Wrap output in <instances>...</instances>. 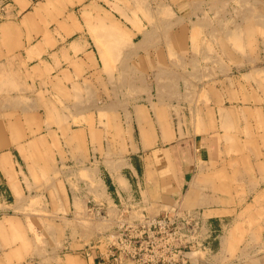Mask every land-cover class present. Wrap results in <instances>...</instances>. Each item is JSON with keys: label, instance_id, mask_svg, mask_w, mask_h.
Instances as JSON below:
<instances>
[{"label": "rangeland", "instance_id": "obj_1", "mask_svg": "<svg viewBox=\"0 0 264 264\" xmlns=\"http://www.w3.org/2000/svg\"><path fill=\"white\" fill-rule=\"evenodd\" d=\"M89 1L101 9L94 12L95 19L86 21L85 26L96 59L101 63L103 71L95 73L100 79L102 75V83L98 84L99 79L94 76L92 85L87 82L73 88L69 95L73 105L65 106L60 98V110L51 107L53 115L45 121L52 148L59 151V145L68 147L74 142L71 157L77 167L72 168L70 177H75L79 183L74 189L68 188L55 181L59 171L50 170L49 175L36 172L40 186L36 188L37 193L27 196L33 189L25 179L29 192L27 202L20 203L17 209L23 220L4 222L13 243H21L25 248L13 264H85L81 256L90 248L104 251V245L95 240L105 236L102 232L119 222H128L132 212L143 211L141 207L122 203L99 205L102 195L99 178L89 168L95 161L92 168L105 174L104 162L129 157L127 144L131 138L129 141L127 138L132 136L133 130L124 123V117L131 115L137 120L145 115L146 125L156 133L164 127L174 133L179 131L180 135L182 126L190 125L185 123L186 117V121H192L191 125H199L198 133L213 131L219 137L221 161L213 165L212 174H204L200 169L193 182L206 185L198 187L204 190L203 194L211 189L218 192L220 205L230 207L231 217L222 222L219 233L214 230L209 240L216 238L218 243L213 255L219 263L233 260L240 264L264 253V0L249 3L228 0L221 11L218 4L205 0L208 4L203 10L183 15L182 0H99V3H96L98 0H79L77 7L72 0H35L34 5L37 2L68 4L70 14L75 8L83 16L82 9ZM141 21L148 24L146 30ZM244 22V27H238ZM77 25L75 30L84 35L83 23ZM60 27L65 35L69 34ZM126 27L140 34L148 31L144 39L149 42L142 43V36L132 41ZM9 36L0 26V105L10 100L21 101L16 95L10 97L9 80L11 71H19L23 51L19 50L15 56L17 46L11 43ZM138 51L145 52L149 59L129 58L132 52ZM52 126L55 132L51 131ZM67 131L73 140L67 139ZM101 133H105L103 146L123 155L103 154ZM88 136L92 137L91 146ZM134 137L137 142V130ZM95 143L99 145L96 150ZM41 147L46 149L44 140ZM89 149L101 154L92 156ZM47 152L51 157L47 158L42 152V157L27 163L28 168L38 163L56 165L58 159L49 148ZM59 153L63 159V150ZM65 169L67 167H60V175L68 177ZM33 179L37 184V178ZM81 188L87 192L92 190V197H83L82 193V198L78 199L76 192ZM67 195L74 200L71 204L74 213L69 218H74L71 231H75L76 241L70 250L63 248L68 225L59 228L57 224L62 219H55L61 211L58 201ZM140 198L135 197V202ZM152 207L155 209L157 205L154 203ZM85 211H91L90 218L84 217ZM0 229L4 232L1 222ZM84 243L88 251L83 252Z\"/></svg>", "mask_w": 264, "mask_h": 264}, {"label": "crops", "instance_id": "obj_2", "mask_svg": "<svg viewBox=\"0 0 264 264\" xmlns=\"http://www.w3.org/2000/svg\"><path fill=\"white\" fill-rule=\"evenodd\" d=\"M34 1L14 0V8L9 14L10 19L0 24L5 33H10L11 43L17 46L14 50L15 56L18 55L19 50L22 49L23 51L22 60L18 64L19 71H11L10 73L11 91L9 88H4L10 91V97L16 95V99L21 101H17L19 102L17 103L10 100L9 103L0 105V222L4 228V232L0 229V264H13L17 260L16 257L22 255L25 249L21 243H13L4 222L9 219L23 220L17 209L20 203L27 202V196H33L32 194L37 193L36 188L38 185L40 186L37 173L47 172L49 175L50 170L52 172L59 171L58 176L54 177L55 181L61 182L68 188L74 189V186L79 183L75 177H70L72 168L77 167L71 157V152L74 154L75 150L74 142L68 147H60L59 145V151L63 150V159L60 158L59 151L51 147L52 140L45 124L47 117L51 118L53 115L51 107L60 110L58 103L60 98L65 106L73 105L69 97L73 88L87 82L92 85L94 76L95 78L98 77V84H101L103 80L102 75L100 79L95 73V71L103 70L101 63L96 59L92 40L86 34L87 27L85 26L86 21L89 20L90 22L92 18L95 19L93 16L95 11H101L98 4L93 5V1H89L82 9L84 13L81 16L75 8L70 14L68 11L71 7L68 4L37 2L34 5ZM72 1L77 7L79 0ZM82 1L87 2L88 0ZM242 1L249 3L250 0ZM99 2L101 1L98 0L96 3ZM212 2L218 4L219 11H221V6L228 3V0H212ZM207 4L208 2L205 0H182L181 15L188 12L192 13V11L200 12L207 7ZM53 20L54 23H52ZM246 22L238 27H244ZM77 23L80 26L83 23L84 35H79L80 31L75 30V27L78 26ZM141 24L146 30L148 27L146 21H141ZM60 26L69 34L65 35ZM120 29L123 30L122 27ZM126 29L130 33L132 41L138 36H142L144 39V34L145 37L149 34L145 30L146 33L140 34L132 28L126 27ZM148 42V39H144L142 43ZM146 56L145 52L138 51L132 52L129 58L147 61L149 57ZM16 58L18 59V57ZM96 65L97 67H95ZM127 118L128 116L124 117V123L131 125L133 130L132 136L127 138V141L131 138L127 144L129 157L126 160L104 162L102 167L106 172L105 174H99L92 168L95 167V161L90 163V170L95 173L96 178H99V188L102 195L99 197L98 204L107 207L111 203L114 205L122 203L134 208L141 207L143 211L153 217L169 213L176 208L181 211L198 209L203 212L205 221L210 223L213 230L219 233L222 222L231 217L228 214L230 207L220 205L218 192L211 189L207 194H203L204 190L200 188L205 184H193L195 176H198L201 170L204 174H212L214 173L213 165L221 161L219 137L213 131L198 133L199 125H191L192 121H186V117L185 123L190 125L188 127L182 126L180 135L179 131L175 130L174 133L164 127H162L163 131L154 132L146 125L144 120L147 118L145 115L142 117L143 122L139 117L137 120L133 115ZM135 129L138 132L137 142L134 140ZM51 131H56L55 126L51 127ZM66 134L69 141L73 140L69 131ZM101 134L104 137L100 139L103 154L123 155L122 152L115 154L111 152V149L104 147L105 133ZM55 138L57 139L56 144H60L58 131ZM91 139V136L87 137L90 146ZM43 140L46 149L41 147ZM98 147V143H95L94 149L96 150ZM47 148L59 162L56 161V165L50 164L49 166H44L42 163L33 164L29 169L27 163L33 158L42 157V152L47 158L51 157ZM94 149H89V154L92 156L101 154L94 152ZM62 166L67 167L64 172H68V177L60 175V167ZM96 166L99 168V165L96 164ZM30 173L33 175L31 176ZM35 174L37 177L34 176ZM33 177L37 178V184L34 183ZM25 179L33 189L31 193L27 191ZM211 186L208 185V187ZM26 193L29 195L26 196ZM82 193L83 197H92V190L87 192L81 188L76 192L78 199L82 198ZM143 193L145 197L142 198ZM153 194L156 197L155 200L151 198V196L154 197ZM137 196H141V198L135 202L134 198ZM131 202H135V205H132ZM58 203L61 211L58 212L55 219H62V221L58 222L57 227L68 225L67 232H65L68 235L67 242L64 241L66 247L63 248L70 250L75 246L76 241L75 231H71L74 218L73 216L69 218L70 214L74 213V207L71 205L74 203L73 196L62 197ZM154 203L157 205L155 209L152 207ZM67 211L69 212L67 213ZM90 214L91 211H85L84 217L88 219L91 217ZM230 225L229 227H231ZM216 244H218L216 238L207 243L213 252L217 247ZM83 246V252L84 250L88 251L86 243ZM102 254L103 251L100 248L94 247L93 249L90 248L86 255L83 253L84 256L81 257L85 260V264H106L102 262ZM218 264L235 263L232 260L227 263L218 262ZM240 264H264V253L249 258Z\"/></svg>", "mask_w": 264, "mask_h": 264}, {"label": "built area", "instance_id": "obj_3", "mask_svg": "<svg viewBox=\"0 0 264 264\" xmlns=\"http://www.w3.org/2000/svg\"><path fill=\"white\" fill-rule=\"evenodd\" d=\"M13 8L14 0H0V24L10 19ZM132 214L128 222L115 224L101 240L95 239L104 245L103 263L218 264L207 245L214 230L202 211L176 208L154 217L145 211Z\"/></svg>", "mask_w": 264, "mask_h": 264}, {"label": "bare ground", "instance_id": "obj_4", "mask_svg": "<svg viewBox=\"0 0 264 264\" xmlns=\"http://www.w3.org/2000/svg\"><path fill=\"white\" fill-rule=\"evenodd\" d=\"M151 15V14H150ZM224 119V118H223ZM118 182V181H117ZM125 184H126V182L125 181H123ZM118 184V183H117ZM122 187V186H121ZM134 212H136V211H134ZM103 233V232H102ZM99 240H101V237H100V239Z\"/></svg>", "mask_w": 264, "mask_h": 264}]
</instances>
